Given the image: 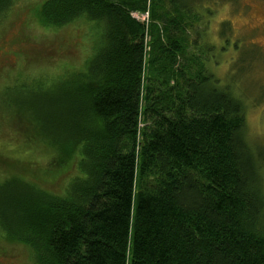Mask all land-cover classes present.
Here are the masks:
<instances>
[{"label":"trees","instance_id":"obj_1","mask_svg":"<svg viewBox=\"0 0 264 264\" xmlns=\"http://www.w3.org/2000/svg\"><path fill=\"white\" fill-rule=\"evenodd\" d=\"M20 1L0 0V23ZM198 1L42 2L45 26L82 19L99 37L85 71L13 102L20 140L36 143L20 167H47L0 182V234L34 264H264V154L247 132L248 106L264 99L209 71L206 31L188 33L224 3ZM246 38L252 57L236 67L264 89L263 53Z\"/></svg>","mask_w":264,"mask_h":264},{"label":"rangeland","instance_id":"obj_2","mask_svg":"<svg viewBox=\"0 0 264 264\" xmlns=\"http://www.w3.org/2000/svg\"><path fill=\"white\" fill-rule=\"evenodd\" d=\"M43 1H20L7 19L4 18L0 23V182L15 172H20L24 176L37 175L35 173L47 167L45 162L38 158L40 157L38 154L32 161L34 163L40 160L38 165L27 167L26 163H22L21 165L25 167H20V162H26L21 155L30 154L33 150L29 151L27 148L33 147L36 143L32 141L28 145L20 140V118L16 116H20V112L13 111V102L20 100L24 90L38 94L42 89L45 90L50 86L55 88L57 82L63 80V76L85 71V64L92 58L99 37L95 25L82 19L63 27L45 26L39 12ZM198 3L224 4L216 6L217 11L210 18L206 15L204 20L200 19L194 23V30L188 33L190 41L194 38L196 30L206 31L203 36L204 41H209L208 45L214 46L212 51H209L213 56L209 58V71L220 79L222 84L232 82L233 78H236V81H244L243 90L259 104L264 99V89L257 87V79L254 77L248 80L246 77L248 67L245 69L237 67L242 62L246 63L250 56L252 57L253 50L242 43V38L246 34V44L259 48L264 60V0H238V2L199 0ZM226 3H240V7L246 8V11L236 12L232 5ZM204 12L202 10V13ZM132 15L147 25L148 12H136ZM224 21H228L229 37L225 39L223 46L217 34L224 30L221 29ZM234 43L238 50L233 48ZM197 45L200 48L201 41H198ZM222 47L224 50L221 49ZM233 61L235 64L230 69L234 72H231L227 62ZM253 75L264 81V62L263 65L257 64ZM247 111L250 145L255 152L264 154V104L259 108L248 106ZM71 169L68 172L70 177L79 176L74 165ZM61 181L53 184L44 177L43 186L58 191L61 185L58 186V183ZM0 264H34V262L28 248L8 242L0 234Z\"/></svg>","mask_w":264,"mask_h":264},{"label":"bare ground","instance_id":"obj_3","mask_svg":"<svg viewBox=\"0 0 264 264\" xmlns=\"http://www.w3.org/2000/svg\"><path fill=\"white\" fill-rule=\"evenodd\" d=\"M198 6H199V5H198ZM198 6H197V7H198ZM190 9H191V8H190ZM198 9H199V8H198ZM262 35H263V34H262ZM257 46H258V45H257Z\"/></svg>","mask_w":264,"mask_h":264}]
</instances>
